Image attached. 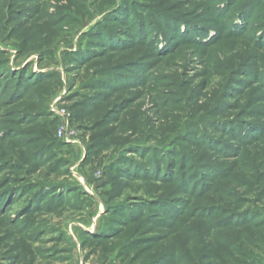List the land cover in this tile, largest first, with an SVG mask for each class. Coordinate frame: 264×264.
I'll use <instances>...</instances> for the list:
<instances>
[{
  "label": "rangeland",
  "instance_id": "1",
  "mask_svg": "<svg viewBox=\"0 0 264 264\" xmlns=\"http://www.w3.org/2000/svg\"><path fill=\"white\" fill-rule=\"evenodd\" d=\"M0 264H264V0H0Z\"/></svg>",
  "mask_w": 264,
  "mask_h": 264
}]
</instances>
